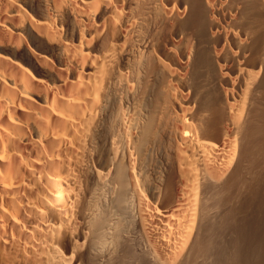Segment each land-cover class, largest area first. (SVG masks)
<instances>
[{
  "label": "bare ground",
  "instance_id": "1",
  "mask_svg": "<svg viewBox=\"0 0 264 264\" xmlns=\"http://www.w3.org/2000/svg\"><path fill=\"white\" fill-rule=\"evenodd\" d=\"M0 264H264V0H0Z\"/></svg>",
  "mask_w": 264,
  "mask_h": 264
}]
</instances>
